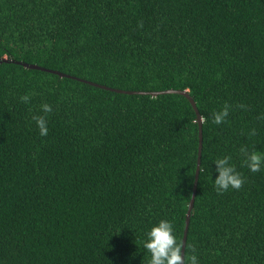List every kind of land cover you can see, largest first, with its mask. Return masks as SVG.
<instances>
[{
  "label": "trees",
  "instance_id": "obj_1",
  "mask_svg": "<svg viewBox=\"0 0 264 264\" xmlns=\"http://www.w3.org/2000/svg\"><path fill=\"white\" fill-rule=\"evenodd\" d=\"M4 57L71 76L0 62V264H147L141 241L161 218L183 248L196 110L182 94L88 81L190 93L203 150L186 252L264 264V168L240 151L264 154V0H0ZM226 155L244 183L217 192Z\"/></svg>",
  "mask_w": 264,
  "mask_h": 264
},
{
  "label": "clouds",
  "instance_id": "obj_2",
  "mask_svg": "<svg viewBox=\"0 0 264 264\" xmlns=\"http://www.w3.org/2000/svg\"><path fill=\"white\" fill-rule=\"evenodd\" d=\"M22 102H27L29 96L26 94L21 98ZM229 105L212 114L213 123L220 124L226 120L229 114ZM44 113H49L52 108L49 104L41 105ZM33 120L39 129L41 136L48 133L47 121L42 115L33 116ZM240 151L244 154V163L249 171L255 173L264 168V154L258 151H249L242 146ZM216 165L215 171L218 173L214 178V186L217 192H224L229 189H239L244 183V178L231 163L229 156H223L213 161ZM143 249L148 254L147 264H200L196 254H188L186 251L181 255L182 245L175 234L174 221L161 218L157 222L151 223L146 230L145 237L141 241Z\"/></svg>",
  "mask_w": 264,
  "mask_h": 264
},
{
  "label": "water",
  "instance_id": "obj_3",
  "mask_svg": "<svg viewBox=\"0 0 264 264\" xmlns=\"http://www.w3.org/2000/svg\"><path fill=\"white\" fill-rule=\"evenodd\" d=\"M0 62H17L20 63L26 67L29 68H37V69H42V70H46L49 72H54L56 74H59L60 76H71L68 74H65L63 72H60L58 70H52V69H48L45 67H41L37 64H32V63H27V62H23V61H18V60H14V59H8L6 57L4 58H0ZM73 77V76H72ZM87 81V80H85ZM89 83H92L96 86H101L103 88L109 89V90H115L118 92H124V93H129V94H152L154 96H157L159 94H166V93H177V94H182L184 96H186L190 102L192 103L194 109L197 112L198 115V120L200 123V145H199V156H198V164H197V169H196V176H195V182H194V189H193V194L190 200V207L188 209L187 212V216H186V227H185V234H184V239H183V248H182V256L184 255V252L186 251V246H187V237H188V231H189V226H190V221H191V217H192V212L194 209V205H195V201H196V196H197V192H198V185H199V177H200V172H201V160H202V150H203V129H202V123H203V118L202 115L200 113V110L197 107V103L194 100V98L190 95V93L186 90H180V89H168V90H164V91H150V92H146V91H125L122 89H115V88H111L108 87L106 85H101L92 81H88Z\"/></svg>",
  "mask_w": 264,
  "mask_h": 264
}]
</instances>
